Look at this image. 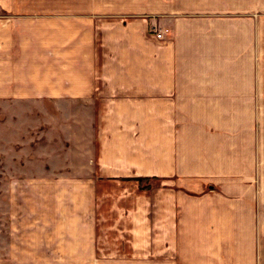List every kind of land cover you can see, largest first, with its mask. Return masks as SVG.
I'll use <instances>...</instances> for the list:
<instances>
[{
  "label": "crops",
  "instance_id": "0c3cea01",
  "mask_svg": "<svg viewBox=\"0 0 264 264\" xmlns=\"http://www.w3.org/2000/svg\"><path fill=\"white\" fill-rule=\"evenodd\" d=\"M257 10L0 0V264H264Z\"/></svg>",
  "mask_w": 264,
  "mask_h": 264
},
{
  "label": "rangeland",
  "instance_id": "374dc122",
  "mask_svg": "<svg viewBox=\"0 0 264 264\" xmlns=\"http://www.w3.org/2000/svg\"><path fill=\"white\" fill-rule=\"evenodd\" d=\"M257 1H258V10H257L258 22L264 23V0H257ZM221 5L222 7L233 6L234 0H221ZM8 161L9 160L6 158H0V170H2V173H0V224L3 232H4L5 218L8 213V208H7L8 194H7V190L4 189V187L5 184L9 182L10 177H15V175L13 174L10 175V173L4 172L5 171L4 168H8L7 166H9ZM20 176L21 175H18V177Z\"/></svg>",
  "mask_w": 264,
  "mask_h": 264
},
{
  "label": "built area",
  "instance_id": "2783aa9c",
  "mask_svg": "<svg viewBox=\"0 0 264 264\" xmlns=\"http://www.w3.org/2000/svg\"><path fill=\"white\" fill-rule=\"evenodd\" d=\"M152 32L154 33V35L157 39L161 40V39H163L164 35L168 32V30L165 29V30L160 31L156 27H153Z\"/></svg>",
  "mask_w": 264,
  "mask_h": 264
},
{
  "label": "trees",
  "instance_id": "16d2710c",
  "mask_svg": "<svg viewBox=\"0 0 264 264\" xmlns=\"http://www.w3.org/2000/svg\"><path fill=\"white\" fill-rule=\"evenodd\" d=\"M137 181L139 182V184H143V183L148 182L149 179H141V178H138Z\"/></svg>",
  "mask_w": 264,
  "mask_h": 264
}]
</instances>
